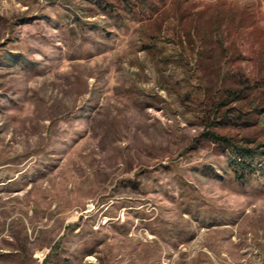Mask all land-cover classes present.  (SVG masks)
<instances>
[{"label":"rangeland","instance_id":"1","mask_svg":"<svg viewBox=\"0 0 264 264\" xmlns=\"http://www.w3.org/2000/svg\"><path fill=\"white\" fill-rule=\"evenodd\" d=\"M263 153L264 0H0V264H264Z\"/></svg>","mask_w":264,"mask_h":264},{"label":"trees","instance_id":"2","mask_svg":"<svg viewBox=\"0 0 264 264\" xmlns=\"http://www.w3.org/2000/svg\"><path fill=\"white\" fill-rule=\"evenodd\" d=\"M215 140L221 142L235 156L232 168L238 180H242L245 173L255 174L254 164L256 162V156L259 153L256 149L239 147L231 139L223 137H216Z\"/></svg>","mask_w":264,"mask_h":264}]
</instances>
